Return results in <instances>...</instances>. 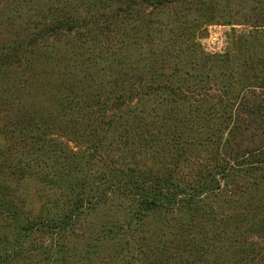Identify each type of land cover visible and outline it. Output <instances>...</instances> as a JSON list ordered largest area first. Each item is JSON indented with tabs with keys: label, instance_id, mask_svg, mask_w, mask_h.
Wrapping results in <instances>:
<instances>
[{
	"label": "rangeland",
	"instance_id": "obj_1",
	"mask_svg": "<svg viewBox=\"0 0 264 264\" xmlns=\"http://www.w3.org/2000/svg\"><path fill=\"white\" fill-rule=\"evenodd\" d=\"M148 1L0 0V264H264V0Z\"/></svg>",
	"mask_w": 264,
	"mask_h": 264
},
{
	"label": "trees",
	"instance_id": "obj_2",
	"mask_svg": "<svg viewBox=\"0 0 264 264\" xmlns=\"http://www.w3.org/2000/svg\"><path fill=\"white\" fill-rule=\"evenodd\" d=\"M167 0H149L148 2L153 5H160L162 3H165ZM79 22L75 20L72 17H66L60 21L57 22L55 26L57 27H67L69 29H74ZM18 53L19 51L16 50ZM11 55L9 54L7 56L10 57ZM261 111V110H258ZM229 159L227 161L229 162L225 173L229 174V171H231L232 168H235V165L237 167L238 165V156L229 154ZM237 163V164H235ZM240 163V162H239ZM147 178L144 175L137 174L135 172L134 174H131L127 176V186L122 187L124 189V192L126 193L127 197H132L134 199L133 202H131V207H132V216H137L138 218H143L146 215L150 214L151 212H156L158 208L161 206L160 204H163L164 198L168 199V195H165L164 190H163V185L164 181L167 182L166 179H164L161 175H156L153 176L151 174ZM68 182L70 183V187L73 191L74 198L76 199V202H85V200H91L93 198H87L93 196L95 190H89V191H84L83 186L76 180L74 183L73 180L67 178ZM64 181V178L59 179V182ZM220 181V180H219ZM85 188V187H84ZM86 189V188H85ZM101 197V196H98ZM100 199V198H98ZM176 203V202H174ZM80 203L77 205L75 204L73 208H79ZM176 205V204H175ZM53 220H56L55 218ZM69 220V219H68ZM67 220V221H68Z\"/></svg>",
	"mask_w": 264,
	"mask_h": 264
}]
</instances>
